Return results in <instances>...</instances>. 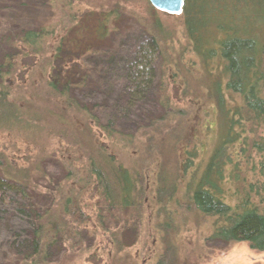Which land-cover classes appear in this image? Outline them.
Instances as JSON below:
<instances>
[{
    "label": "trees",
    "instance_id": "16d2710c",
    "mask_svg": "<svg viewBox=\"0 0 264 264\" xmlns=\"http://www.w3.org/2000/svg\"><path fill=\"white\" fill-rule=\"evenodd\" d=\"M73 1L0 0V208L20 214L14 222L13 214L0 210V264H68L87 253L94 263L105 256L109 264H120L136 250L166 264L182 245V219L173 223L168 204L181 210L178 216L193 207L209 218L210 240L247 243L264 252V0H185L180 16L187 46L207 66L217 59L219 71L208 82L214 86L220 144L202 170H190L198 150L185 145L191 137L178 132L182 120L169 103L162 102L165 119L176 120L177 127L166 131L150 119L133 134L123 133L103 106L74 94L90 82L101 87L117 77L121 60L122 92L134 99L149 92L169 42L158 17L137 18L141 34L150 38L133 39L132 52L120 55L116 36L124 7L112 2L81 10ZM106 51L110 57L101 65ZM170 57H177L176 76L184 78L182 51ZM19 142L35 150L26 166L13 153ZM50 154L65 171L57 183L41 167ZM42 179L50 185L40 184ZM228 184L236 185L233 193L224 189ZM153 185L156 198L149 197ZM151 199L165 213L153 224L146 205ZM147 222L151 227L145 230ZM149 238L156 249L136 248ZM53 253L61 259L52 260ZM89 257L83 262H91Z\"/></svg>",
    "mask_w": 264,
    "mask_h": 264
},
{
    "label": "rangeland",
    "instance_id": "374dc122",
    "mask_svg": "<svg viewBox=\"0 0 264 264\" xmlns=\"http://www.w3.org/2000/svg\"><path fill=\"white\" fill-rule=\"evenodd\" d=\"M74 2L79 4L81 10L88 7L90 9L96 8L101 4L106 6L108 3L112 2H118L124 7L125 16L123 17L124 20L119 29L121 34L116 36V42L120 43L123 50L119 53L120 55L123 54L124 51L127 52V54L128 52H132L134 45L131 47V42L133 39L150 38L141 34V30L144 29V27H140V25L137 24V18L151 21L153 19L149 17L152 13L154 14V16L152 14L154 19L156 16L158 17L163 25V29L167 32L165 36L166 39H169V42L167 45L165 44L163 46L164 53L157 59L156 66L158 78L149 92L145 93L144 96L139 99H134L132 96H127L122 92L125 84L122 83L120 79V73L123 72L124 68V63L121 60L118 65L117 77H112L109 80L111 81L110 85H108V81L107 83H103L101 87H98L99 85L96 87L93 85V82H90L81 89H75L74 94L82 102L93 106H103V109H107V114L117 120L118 127L123 133L133 134L137 133L141 127L148 126L150 119L155 120L158 125L164 126L165 128L167 127L166 131H169L171 127H177L176 120L165 119V114L168 110L164 107L162 102L169 103V109L173 110L174 114L177 115L176 119L182 120V125H180L181 128H179L178 132H180L181 129L182 134L186 136V140L191 137L189 141L187 140L185 142V145L187 148H195L198 150L190 170L194 166L202 170L207 164L213 149L220 144V118H218L217 108L215 106L214 86L208 82L209 78L213 80L219 74L216 67L217 59L212 58L213 60L209 61V65L207 66L202 62V59L199 58L200 56L198 57L190 51L189 46H187L188 42L182 25L181 13L167 15L158 10H156L158 12L155 13L154 10H150V3L148 0H76L73 1V3ZM154 31L155 27L149 32ZM111 40L113 42L115 38ZM180 50L182 51V66L184 72L186 71L185 75L187 72H190L193 74L192 76L185 77L184 75V78L180 75L176 76L177 72L174 62L177 57L172 59L170 55L172 56L174 54L175 56ZM108 54L109 52L106 51L104 55L99 57L101 65L107 63L108 57H110ZM95 58L98 59V57ZM168 59L172 60V65L169 63L166 65V60ZM104 61L105 63H103ZM198 70L201 72L197 74L196 72ZM194 73L197 75H194ZM208 73L214 74L208 77ZM164 81L166 82L164 83ZM221 87H224V80L221 82ZM103 88L107 91L105 92ZM226 96L228 101L231 100L228 94ZM227 108L228 107L225 109ZM124 109L125 114L123 115ZM195 111L197 113V118L194 115L191 119V115H193V113L196 114ZM187 117L190 119L188 122L185 121ZM206 121H208V123ZM3 144L4 141L0 140V146ZM13 153L16 158H20V164L26 166L28 163L25 158L34 156L35 150L19 142L17 148L13 149ZM41 167L45 172V176L51 178L54 183L61 181L65 177V171L62 165L52 154L48 155V157H44L41 162ZM157 171H159V169H157L156 172ZM188 175H190L189 172ZM39 183L50 185L45 179H42ZM235 187L236 185L228 184L224 186V189L227 193H233V188ZM148 191L150 198L157 197L155 185H153L151 189L148 187ZM231 200L233 201V198ZM151 202L153 203L154 200L151 199L146 205L148 219H150V223L153 224L157 220L165 218V213H163V208L156 202L154 203H156L157 206H152ZM167 207L170 210H176L173 205L168 204ZM5 208L8 216L13 214V217L12 215L10 216L12 221L17 222L20 220V214L18 215L14 210L9 209V207L3 206L0 210L2 211V209ZM174 210H171V212H173L171 214L173 223L176 220L180 221V219H182L180 223L182 226L178 229L182 245L180 248L181 250L177 248V254L174 252L171 253V259L166 264H264V252L251 249L247 243H234L231 245L219 240H210L211 220L197 212L193 207H191V212H185L180 216L176 214H180L181 210ZM150 223H146L145 230L150 229ZM20 225L26 229V231L29 230V226L24 222L20 223ZM154 237L155 236H153V238ZM153 238L147 239V244L139 243L136 248L142 252L146 251L144 249L145 245L147 248L156 249L158 243L154 241ZM87 241V244H90L93 239L89 237ZM149 245L153 246L149 247ZM136 251V255L133 254L135 251H132L133 253L131 254L135 256H133L130 261H124L120 264H156L155 254L145 259L142 255L139 257L138 250ZM87 256H90L91 262L85 263L83 260ZM60 259L61 254L53 253L52 260L58 261ZM68 264H109V262L105 256H102L100 261L94 263L92 255L87 253L78 254L77 256L74 255V257L72 256V260H69Z\"/></svg>",
    "mask_w": 264,
    "mask_h": 264
},
{
    "label": "water",
    "instance_id": "95a60500",
    "mask_svg": "<svg viewBox=\"0 0 264 264\" xmlns=\"http://www.w3.org/2000/svg\"><path fill=\"white\" fill-rule=\"evenodd\" d=\"M157 10L170 13L180 14L183 11L185 0H148Z\"/></svg>",
    "mask_w": 264,
    "mask_h": 264
}]
</instances>
